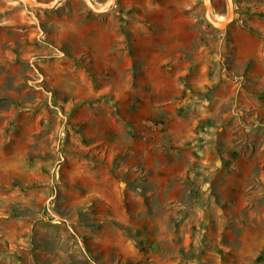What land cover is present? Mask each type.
<instances>
[{
    "label": "rangeland",
    "instance_id": "374dc122",
    "mask_svg": "<svg viewBox=\"0 0 264 264\" xmlns=\"http://www.w3.org/2000/svg\"><path fill=\"white\" fill-rule=\"evenodd\" d=\"M32 1L0 0V264H264V245L195 251L202 222L186 224L219 203L215 168L242 169L264 208V0H232L223 28L203 0H171L198 30L179 64L133 56L131 11L157 0ZM98 17L130 63L100 52Z\"/></svg>",
    "mask_w": 264,
    "mask_h": 264
},
{
    "label": "crops",
    "instance_id": "0c3cea01",
    "mask_svg": "<svg viewBox=\"0 0 264 264\" xmlns=\"http://www.w3.org/2000/svg\"><path fill=\"white\" fill-rule=\"evenodd\" d=\"M156 3V7L149 9L148 13L139 12L137 9L131 11L137 21L133 38L134 58L144 64L157 62L179 64L187 61L185 54L192 51L189 42L198 34L195 19L187 10L176 6L171 0H157ZM98 20L96 30L100 34L109 33L110 36L107 45L103 44L102 40L98 44L100 52L112 57L115 54L122 55L124 63H130L131 57L128 51L124 50L121 53L115 50L116 46H123L118 40L117 27L104 24L103 17H98ZM96 67L104 69L102 65L96 64ZM192 160H198V158L193 156ZM209 173H217V176L224 178L225 182L218 187L219 203L208 202L209 206L207 204L199 206L194 203L190 206L186 224L195 222L198 218L200 223L202 222L200 227L206 237L204 243H200L198 232L196 233L192 238L195 242L194 250L249 251L252 248L262 247L264 245V208L247 205L244 201L242 180L241 182L235 180L236 177L243 178L245 172L240 168L234 171L215 168ZM212 199H215L214 196ZM254 222L262 223V230H259V234H252L249 237L250 233L247 231H252L250 227ZM227 223L231 227L226 229L224 226L228 225ZM236 230L240 232L237 235ZM247 240L251 241L250 246H247Z\"/></svg>",
    "mask_w": 264,
    "mask_h": 264
},
{
    "label": "water",
    "instance_id": "95a60500",
    "mask_svg": "<svg viewBox=\"0 0 264 264\" xmlns=\"http://www.w3.org/2000/svg\"><path fill=\"white\" fill-rule=\"evenodd\" d=\"M21 3L25 4V5H39L40 3L37 1H30V0H19ZM59 0H53L50 4H48V7H53ZM87 5L94 11L97 12H102L105 11L106 8L105 7H98L95 6L90 0H86ZM227 3V9H228V13H227V18L225 19V21L223 22H219L216 21L212 18L211 16V2L210 0H203V4H204V17L205 19L212 24L215 28H223L224 26H226V24L228 22H230L234 16V12H233V4H232V0H226Z\"/></svg>",
    "mask_w": 264,
    "mask_h": 264
},
{
    "label": "trees",
    "instance_id": "16d2710c",
    "mask_svg": "<svg viewBox=\"0 0 264 264\" xmlns=\"http://www.w3.org/2000/svg\"><path fill=\"white\" fill-rule=\"evenodd\" d=\"M130 54H131V51H130ZM135 64H136V61H135V59L132 58V67H134Z\"/></svg>",
    "mask_w": 264,
    "mask_h": 264
},
{
    "label": "bare ground",
    "instance_id": "6f19581e",
    "mask_svg": "<svg viewBox=\"0 0 264 264\" xmlns=\"http://www.w3.org/2000/svg\"><path fill=\"white\" fill-rule=\"evenodd\" d=\"M30 1H32V0H30ZM212 16V15H211ZM212 18H213V16H212ZM214 20H216V21H219V22H223V21H225V20H220V19H215V18H213Z\"/></svg>",
    "mask_w": 264,
    "mask_h": 264
}]
</instances>
